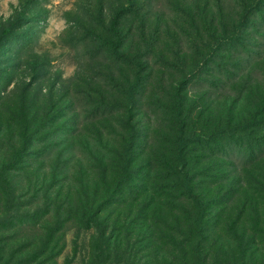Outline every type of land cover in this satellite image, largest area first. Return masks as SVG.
<instances>
[{"label": "rangeland", "instance_id": "obj_1", "mask_svg": "<svg viewBox=\"0 0 264 264\" xmlns=\"http://www.w3.org/2000/svg\"><path fill=\"white\" fill-rule=\"evenodd\" d=\"M119 9L124 12L115 23ZM232 34L239 43L233 47ZM116 46L128 58L114 54ZM177 48L196 52L207 65L201 81L188 86L189 95L206 93L207 105L223 119L249 120L264 95V0H0V264L184 260L173 215L157 220L163 240L151 238L149 248V233L135 229L146 222L140 217L123 242H116L122 222L113 225V216H135L136 204L115 207L105 235L85 217L96 195L106 191L95 162L100 145L119 149L127 137L115 124L112 135L103 130L108 136L99 138L102 119L96 118L93 92L106 86L104 76L112 70L134 78L125 59L142 62L143 68L160 66V51L173 54ZM150 67L142 73L150 74ZM171 70L156 92L169 96L170 78L178 77ZM142 110L123 107L116 116L130 117L137 127L150 111ZM245 160L233 158L239 170L234 174L254 183L264 158L247 166ZM113 176L108 170L106 179ZM261 250L257 260L264 258Z\"/></svg>", "mask_w": 264, "mask_h": 264}, {"label": "trees", "instance_id": "obj_2", "mask_svg": "<svg viewBox=\"0 0 264 264\" xmlns=\"http://www.w3.org/2000/svg\"><path fill=\"white\" fill-rule=\"evenodd\" d=\"M123 12L118 10L115 23ZM228 40L232 47L239 44L234 34ZM119 47L114 54L128 58ZM160 53V66H145L150 67V74L142 73V62L125 59L134 78L116 76L112 70L104 76L106 86L93 92V99L99 103L96 118L102 119L99 138L112 135L115 124L127 137L119 149L105 151L100 145L103 152L95 162L102 170L100 184L106 191L103 197L96 195L85 217L94 219L97 231L105 235L115 207L136 204L139 209L135 216L131 212L113 216V225L122 222L116 242H123L124 233L133 231L128 228L134 218L140 217L146 222L135 229L149 233L146 247H152L151 238L154 243L163 240L164 231L157 220L162 214L173 215L182 241L178 250L184 259H178V264H264V258L257 260L255 256L264 249V166L260 179L252 183L246 175L234 174L239 170L232 164L238 156L246 159V166L264 158V95L249 120L223 119L222 114H213L216 108L207 105L210 97L206 93L197 97L188 93V86L201 81L207 69L196 59L200 56L178 48L173 54ZM215 65L222 69L218 62ZM172 68L178 76L170 78L173 90L169 96L156 92V85L163 82L165 73L171 74ZM110 84L115 89H109ZM147 86L148 91L144 90ZM123 107L127 112L128 107L139 113L142 108L150 111L144 112L145 120L136 127L130 117L116 116ZM23 145L24 150L27 145ZM108 170L114 175L111 181L106 179ZM97 201L101 205L91 210ZM127 220L132 221L126 224ZM253 244L259 247L255 249Z\"/></svg>", "mask_w": 264, "mask_h": 264}]
</instances>
